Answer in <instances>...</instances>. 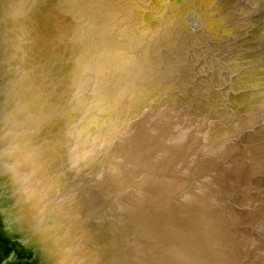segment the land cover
<instances>
[{"label": "bare ground", "instance_id": "1", "mask_svg": "<svg viewBox=\"0 0 264 264\" xmlns=\"http://www.w3.org/2000/svg\"><path fill=\"white\" fill-rule=\"evenodd\" d=\"M0 44L39 264H264V0H0Z\"/></svg>", "mask_w": 264, "mask_h": 264}, {"label": "rangeland", "instance_id": "2", "mask_svg": "<svg viewBox=\"0 0 264 264\" xmlns=\"http://www.w3.org/2000/svg\"><path fill=\"white\" fill-rule=\"evenodd\" d=\"M2 51H4V48H2ZM1 61L2 60L0 57V62ZM3 115H4V113L2 111H0V122H1L0 128L3 124V122H2ZM1 192L8 193V189L7 190L4 189V191L1 189L0 194H1ZM11 206H14V205H11ZM3 246L7 247V250L5 253H2V247ZM23 254H24V252L19 251V250H15L14 248H12L11 242L6 241L4 233L0 230V259H4L3 264H9L10 261H14L15 264H35V262L33 261V258H34L33 256H30V255L27 256L26 254H24V255ZM17 256H19V257H17Z\"/></svg>", "mask_w": 264, "mask_h": 264}, {"label": "water", "instance_id": "3", "mask_svg": "<svg viewBox=\"0 0 264 264\" xmlns=\"http://www.w3.org/2000/svg\"><path fill=\"white\" fill-rule=\"evenodd\" d=\"M7 224H6V221L3 217V214L1 215L0 213V230L4 233V236H5V239L6 241H10L11 244H12V247L15 249V250H19V251H22L24 252V254H26L27 256H33V252H32V249H30L28 246H25L23 243H22V240L20 238V234L18 233H12L10 232L9 230H7ZM9 249V248H8ZM7 250V247H2V253H5ZM34 257V256H33ZM33 261L35 262V264H39L38 263V260H35V258H33Z\"/></svg>", "mask_w": 264, "mask_h": 264}, {"label": "snow or ice", "instance_id": "4", "mask_svg": "<svg viewBox=\"0 0 264 264\" xmlns=\"http://www.w3.org/2000/svg\"><path fill=\"white\" fill-rule=\"evenodd\" d=\"M4 259H0V264H3ZM9 264H15L14 261H10Z\"/></svg>", "mask_w": 264, "mask_h": 264}]
</instances>
